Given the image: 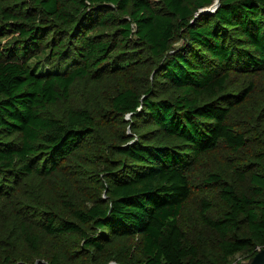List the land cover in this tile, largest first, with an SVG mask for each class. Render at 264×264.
Returning <instances> with one entry per match:
<instances>
[{
    "label": "trees",
    "instance_id": "1",
    "mask_svg": "<svg viewBox=\"0 0 264 264\" xmlns=\"http://www.w3.org/2000/svg\"><path fill=\"white\" fill-rule=\"evenodd\" d=\"M214 3L0 0V39L17 35L0 49V194L16 209L0 241L11 251L6 264H70L68 253H45L51 237L77 239L93 264L136 236L137 264H227L264 249V154L254 158L257 172L244 165L236 178V171L210 175L225 204L218 218L202 210L217 236L211 247L191 242L180 225L199 158L220 142L233 152L247 144L229 117L254 86L234 87L232 75L264 72V0H220L213 14L197 15ZM40 55L47 67L31 63ZM148 66L153 77L137 74L147 79L140 89L104 98L109 78ZM109 113L130 116L122 123L131 134L106 131L101 120ZM90 138L105 157L102 179L91 162L74 160L77 172L95 176L99 198L88 207L59 171ZM248 174L245 194L240 183ZM55 177L64 190L54 198L48 183ZM24 209L41 231L19 220Z\"/></svg>",
    "mask_w": 264,
    "mask_h": 264
},
{
    "label": "rangeland",
    "instance_id": "2",
    "mask_svg": "<svg viewBox=\"0 0 264 264\" xmlns=\"http://www.w3.org/2000/svg\"><path fill=\"white\" fill-rule=\"evenodd\" d=\"M217 0H215V3ZM214 3V4H215ZM106 30L96 29L95 32L102 33ZM94 32V33H95ZM17 38V35H8L0 39V49H4L10 42ZM38 60V58H40ZM47 56L40 55L34 58L31 63L40 64L41 67H47ZM128 63L124 64L127 67ZM142 71L147 72L148 79L153 77V69L149 66L144 70H137L134 68H126L123 72L116 74L108 79V81L102 85L103 95L106 100L122 91L127 87H135L140 89L141 84H146L147 79H138L137 74ZM150 79V80H151ZM232 83L234 87H248L250 84L254 86L253 94L248 97L246 102L235 113H232L229 117V122L233 125L236 131L242 133L247 139V144L239 152H233L226 144L220 142L216 149L211 152L203 154L198 162L192 167L189 172V180L192 189V195L187 202L185 209L183 210L180 225L185 232L188 239L194 244L201 246L211 247L216 240V233L210 230L203 222L202 210L209 209L205 216L212 218H218L225 210V204L220 199V185L209 181L211 174L221 173L229 174V171H236V173L242 174L245 170L244 165L252 169V172L259 170L254 158L260 154H264V142H263V130H264V72L254 73L249 75H232ZM79 98V99H78ZM83 99V95L80 92L75 96L74 103ZM257 116H259L257 118ZM124 121H130V116L120 117L113 113L104 114L102 118V126H105L106 131L112 135L118 136L123 133L130 135V127L123 125ZM96 145L101 147V144L90 138L86 141L85 149L82 152H78L75 157L68 160L63 164L59 171V175L68 179L73 183V188L76 192L77 200L80 204L90 207L93 202L99 198V191L95 190V187L91 179L102 177V163L104 161L105 154L94 153L101 150L100 147L96 148ZM102 151V150H101ZM78 157L83 162H91L97 169L94 170V175L80 174L77 169L74 168V160ZM64 182L60 178H53L49 183V190L53 192L52 196L55 198L58 195L61 197V192L64 189L60 188V185ZM240 191L245 194L251 193L250 174L246 176L244 182L240 183ZM59 192V194H57ZM207 201L210 204L209 208L202 207V202ZM8 198L0 194V241L5 239L6 231L12 228L14 223V212L16 209L8 206ZM13 211L11 218L4 215ZM21 221H24L28 225H31L37 231H41L40 223L34 221V215L31 211L22 210L19 213ZM64 214V213H62ZM6 232V233H5ZM79 241L69 237L48 238L46 242L47 250L45 253H57L61 250L64 253H68L71 261L70 264H93L88 258L83 257L84 253L79 251ZM78 244V245H77ZM7 248H4V244L0 242V264H6L8 258ZM8 255V256H7ZM251 253H241L235 256L227 264H243L248 261ZM142 259L141 256V237L136 236L130 238L128 241H124L116 244L114 248L108 249L100 264H137Z\"/></svg>",
    "mask_w": 264,
    "mask_h": 264
},
{
    "label": "water",
    "instance_id": "3",
    "mask_svg": "<svg viewBox=\"0 0 264 264\" xmlns=\"http://www.w3.org/2000/svg\"><path fill=\"white\" fill-rule=\"evenodd\" d=\"M220 4V0H217V2L211 6L210 8L204 9L200 11L197 15L200 16L201 14H213L218 6ZM243 264H264V249H260L258 253L248 261H245Z\"/></svg>",
    "mask_w": 264,
    "mask_h": 264
}]
</instances>
